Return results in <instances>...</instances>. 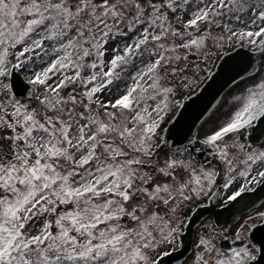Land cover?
Returning a JSON list of instances; mask_svg holds the SVG:
<instances>
[{"label":"snow or ice","instance_id":"obj_1","mask_svg":"<svg viewBox=\"0 0 264 264\" xmlns=\"http://www.w3.org/2000/svg\"><path fill=\"white\" fill-rule=\"evenodd\" d=\"M210 41L264 60V0H0V264H165L218 177L224 206L264 185V79L199 141L206 163L161 158L173 80ZM195 248L190 264H264V211L202 224Z\"/></svg>","mask_w":264,"mask_h":264},{"label":"water","instance_id":"obj_2","mask_svg":"<svg viewBox=\"0 0 264 264\" xmlns=\"http://www.w3.org/2000/svg\"><path fill=\"white\" fill-rule=\"evenodd\" d=\"M256 60L252 53L236 49L220 58L205 82L178 108L177 113L166 131L164 145L171 150L184 148L196 133L200 124L216 108L223 94L234 84L256 72ZM24 88H27L23 85ZM27 98V92L24 97ZM261 129L258 128L257 131ZM264 203V185L247 192L237 201L221 209H213L214 199L208 206L197 207L188 219L187 227L181 237L180 250L165 258V264H180L190 251V241L194 228L206 216H211L215 226L227 231L241 214ZM259 236V232L256 233Z\"/></svg>","mask_w":264,"mask_h":264},{"label":"rangeland","instance_id":"obj_3","mask_svg":"<svg viewBox=\"0 0 264 264\" xmlns=\"http://www.w3.org/2000/svg\"><path fill=\"white\" fill-rule=\"evenodd\" d=\"M251 3H256L257 0H250ZM226 11V9H225ZM251 17L250 15H244L241 17V20L248 22L250 21ZM225 22L227 21V17H225ZM232 25H234L235 27H237L238 29L240 28H244L245 24L244 23H239L235 20V17H233L232 21H231ZM219 31V30H216ZM235 45H230L227 42H225L224 46L222 48H218L215 47L212 42H209V48H210V54L208 55L207 59H205L204 56L202 55H190L189 56V61L188 64L186 65V67H188L189 71L187 73H184V76H187V78L189 80H191V84L188 86H184V84L181 83V77L178 76L177 78H175L173 80V86L175 87L176 91L175 94L173 96V104H174V111L176 106L179 104V102L185 98V96L189 93H191L196 86L203 80V78L205 77V75L208 73V71L211 69L212 67V54H218L220 52H224V51H228L231 50L232 48H234ZM249 49H251V47H247ZM262 65L264 66V60H262ZM137 63H139V60H137ZM183 63V62H182ZM197 66H198V70H197ZM264 69V67H263ZM261 79H264V70H261L259 73H257L255 76L248 78L240 83H238L237 85H235L234 87H232L226 94L225 100L223 102V104L221 105L222 107L219 108L213 115L211 118H209L206 122H204V124L202 125V128L200 129V132L202 134H205V132H211L212 129H214L216 124H222L231 114V112L234 110V108L236 107V101H235V97L240 96L247 87L252 86L253 82H258ZM30 87V86H29ZM173 112H169V116L172 118ZM170 121V119H168L166 117V122L163 123L161 125L162 129L163 126L168 123ZM204 130V131H203ZM161 131V130H160ZM160 135V132H159ZM162 152H161V158L163 157V152H167V150L161 146ZM191 206H189L188 209H190ZM257 211H264V206H259L258 208H255L253 210H251L250 213L248 214H244L242 215V217L237 221V223H235L234 225H232V227L229 230V234H231L232 230L234 229V227L239 223V222H243V219H246L248 215H253L255 216ZM211 222L210 218H206L201 224L200 226L195 230V239H194V247L195 244L197 242V237H198V233H199V229L201 227L202 224H207ZM212 223V222H211ZM230 241V240H229ZM231 244V241H230Z\"/></svg>","mask_w":264,"mask_h":264},{"label":"flooded vegetation","instance_id":"obj_4","mask_svg":"<svg viewBox=\"0 0 264 264\" xmlns=\"http://www.w3.org/2000/svg\"><path fill=\"white\" fill-rule=\"evenodd\" d=\"M225 52V51H224ZM224 52H220V53H218V54H212V66L214 65V63L216 62V60L219 58V56L222 54V53H224ZM212 68V67H211ZM210 71V70H209ZM208 71V72H209ZM208 74V73H207ZM206 74V75H207ZM205 75V76H206ZM205 78V77H204ZM218 125H220V124H216L214 127H216V126H218ZM202 128V127H201ZM200 128V129H201ZM200 129L198 130V132H197V134L194 136V140H196L197 142L195 143V144H192L190 147H189V150L193 153V155L194 156H196L197 157V159L198 160H200L201 162H205L206 163V157L208 158V159H211V157H209L208 156V152H207V150H205L204 149V146L201 144V143H199V141L200 140H202L203 138H204V136L206 135V134H208V133H210V131L209 132H205V134H202L201 132H200ZM213 130V129H212ZM204 131V130H203ZM259 133H260V130L259 131H257V135H259ZM261 143H264V137H262L260 140H258V141H256L255 142V146H259V144H261ZM197 149H200V151H197ZM253 185H251L250 187H252ZM213 191L214 192H220V195H222V194H225V190L223 189V177L222 176H220V177H218L217 178V184H216V186L213 188ZM225 196V195H224ZM207 198L208 197H203L202 198V200L201 201H197L196 203H195V206L196 205H198V204H202V203H204L206 200H207ZM194 206V207H195ZM261 206H264V205H261ZM193 206H191L190 207V209H185V211L189 214L192 210H193V208H194ZM186 221V220H185ZM226 243H228V244H230V241H227ZM177 244H178V242H177ZM170 251H173V250H171L170 249ZM195 253H196V248L192 245V251H191V254L184 260V262L182 263V264H190V262L194 259V256H195Z\"/></svg>","mask_w":264,"mask_h":264}]
</instances>
